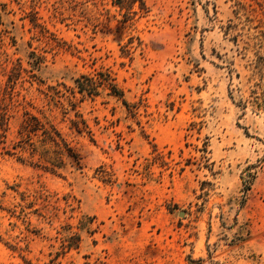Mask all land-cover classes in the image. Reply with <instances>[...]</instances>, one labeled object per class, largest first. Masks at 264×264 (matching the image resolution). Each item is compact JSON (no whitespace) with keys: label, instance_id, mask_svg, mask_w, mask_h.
<instances>
[{"label":"rangeland","instance_id":"obj_1","mask_svg":"<svg viewBox=\"0 0 264 264\" xmlns=\"http://www.w3.org/2000/svg\"><path fill=\"white\" fill-rule=\"evenodd\" d=\"M113 1L0 0L8 137L27 109L78 157L55 174L0 155V264H264V0ZM17 61L37 78L11 88ZM100 68L131 111L70 92Z\"/></svg>","mask_w":264,"mask_h":264},{"label":"trees","instance_id":"obj_2","mask_svg":"<svg viewBox=\"0 0 264 264\" xmlns=\"http://www.w3.org/2000/svg\"><path fill=\"white\" fill-rule=\"evenodd\" d=\"M113 2L121 8L130 9V12L134 14L137 11H146L147 9L144 0H114ZM135 5L138 7L137 11L134 9ZM253 67V75L257 78V81L254 83L255 88L251 90L253 93L252 98L257 106H262L264 103V55L257 57ZM23 71L27 72L30 78H37V75L32 70L23 68L21 62L17 61L7 75V85L14 88L15 80L21 76ZM74 82L75 88L70 90L73 96L78 92L82 97L85 95L94 97L99 95L101 91H106L108 95L120 100L131 111L124 97L123 89L118 86L109 70L100 68L95 69L93 73H82L74 79ZM259 89L262 96L258 95ZM9 104L4 103L0 106V155L16 157L21 162L40 166L55 174H60V170L64 166L65 156L77 160L78 157L74 148L67 141L61 130L44 114L39 116L25 109L15 138L9 139V118L11 116L9 113L11 106ZM76 117L79 118V113H76ZM71 122L74 126H78L80 121L75 119L71 120ZM41 194H44V192H40L39 196ZM46 196L48 195L44 194L42 198L47 200ZM65 203L66 207L71 206L66 198ZM70 237L72 242L63 244L64 247H78L80 242L79 235L74 234Z\"/></svg>","mask_w":264,"mask_h":264}]
</instances>
